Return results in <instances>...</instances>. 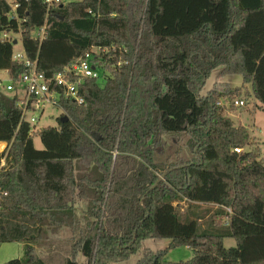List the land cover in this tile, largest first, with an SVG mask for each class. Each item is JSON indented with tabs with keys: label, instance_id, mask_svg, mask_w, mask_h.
<instances>
[{
	"label": "trees",
	"instance_id": "16d2710c",
	"mask_svg": "<svg viewBox=\"0 0 264 264\" xmlns=\"http://www.w3.org/2000/svg\"><path fill=\"white\" fill-rule=\"evenodd\" d=\"M17 2L11 25L39 72L102 48L109 75L84 82L85 105L63 102L67 122L33 135L19 96L0 88V245H25V260L6 264H48L35 245L62 234V264H123L150 239L170 245L137 264H264V160L235 153L250 134L219 105L251 93L264 112V0H61L49 14L45 0H0V71L14 81L26 68L2 31ZM216 70L242 86L202 96ZM179 247L193 259L169 262Z\"/></svg>",
	"mask_w": 264,
	"mask_h": 264
},
{
	"label": "rangeland",
	"instance_id": "374dc122",
	"mask_svg": "<svg viewBox=\"0 0 264 264\" xmlns=\"http://www.w3.org/2000/svg\"><path fill=\"white\" fill-rule=\"evenodd\" d=\"M72 0H66L69 2ZM7 26L2 31L3 38L13 46L12 60L18 54L23 53V47L21 43L20 30L19 33L14 31V26L11 25L12 21L16 23V27L20 26L19 15L15 12L11 16L6 18ZM12 26V27H11ZM35 35V34H34ZM36 36V35H35ZM14 42H17L14 45ZM6 70L0 71V78L2 80H8V77L4 74ZM102 73V71H100ZM243 78L241 76H225L221 75L220 70H216L212 73L211 77L207 81L205 88L202 91V96H206L215 86L218 88L222 85H227L230 89L239 88L242 86ZM248 92H251L250 86L246 87ZM236 101H245L247 105L243 108H238L234 105ZM220 104L226 106L227 112L226 116L232 118L236 126H244L247 128L250 134L251 144L250 146L243 149L244 152H259L261 159L264 160V112L262 111V105L257 102L251 93L243 94L241 97L235 99H222L219 101ZM63 112L60 109L48 108L39 118V123L36 126V132L39 129L47 127H58L59 119H63ZM169 149H175V145L168 141ZM34 145L38 150H43L44 147L40 141L39 136L34 137ZM177 148V146H176ZM174 152V151H172ZM173 154V153H172ZM178 156V155H177ZM177 156L174 154L170 157V162L174 161ZM178 210L181 214L185 213L187 210V203L176 204ZM62 234V233H61ZM67 234L62 235H49V239L46 241L39 242L35 245L36 254L44 259L48 264H62L65 257L68 256L69 244L72 240V235L70 234L69 240H67ZM58 240V241H57ZM67 240V241H66ZM66 243V245L64 244ZM225 248L230 249L236 247V242L234 240L228 239L224 243ZM170 245L169 240H156L150 239L144 241L141 250L133 256L128 262L123 264H137L143 256V251L146 249L151 250L154 253L168 249ZM25 245L14 243V244H2L0 245V264H6L9 261L20 259L25 260ZM194 257V252L190 248L179 247L171 249L167 253V260L172 263L188 262ZM79 264H86V260L83 256L78 258Z\"/></svg>",
	"mask_w": 264,
	"mask_h": 264
},
{
	"label": "built area",
	"instance_id": "2783aa9c",
	"mask_svg": "<svg viewBox=\"0 0 264 264\" xmlns=\"http://www.w3.org/2000/svg\"><path fill=\"white\" fill-rule=\"evenodd\" d=\"M27 1V0H25ZM61 0H45V5L50 9ZM22 8V4L17 2L12 5L13 12ZM47 34V25L37 30L36 38L42 42ZM109 52L108 49L92 48L81 58L69 64L62 72L53 77H46L38 70L37 61H29L24 54H18L15 61L24 64L26 71L21 74L18 81L11 79L9 71L4 74L8 80L0 78V88L9 94H17L20 99L19 106L23 108L22 122L29 123L32 127L31 135L36 132L39 118L42 117L46 109H60L63 112V102L70 101L78 106L85 105V99L81 96V88L86 80L101 81L109 73L105 69L104 56ZM102 71V73H100ZM219 105H223L220 104ZM234 105L243 108L247 105L245 101H236ZM7 145L0 149V154L5 152ZM235 153L242 154L243 149H235ZM7 166L6 157L0 162V170ZM0 190V202L2 198Z\"/></svg>",
	"mask_w": 264,
	"mask_h": 264
},
{
	"label": "water",
	"instance_id": "95a60500",
	"mask_svg": "<svg viewBox=\"0 0 264 264\" xmlns=\"http://www.w3.org/2000/svg\"><path fill=\"white\" fill-rule=\"evenodd\" d=\"M16 44H17V42H14V45H16ZM67 121H68V117L65 116V117L62 119V122H67ZM164 178H165V176L161 177V178L158 180L157 184H159L161 181H163Z\"/></svg>",
	"mask_w": 264,
	"mask_h": 264
},
{
	"label": "crops",
	"instance_id": "0c3cea01",
	"mask_svg": "<svg viewBox=\"0 0 264 264\" xmlns=\"http://www.w3.org/2000/svg\"><path fill=\"white\" fill-rule=\"evenodd\" d=\"M233 121H234V120H233ZM4 145H7V144H5V143H0V146L4 147Z\"/></svg>",
	"mask_w": 264,
	"mask_h": 264
},
{
	"label": "bare ground",
	"instance_id": "6f19581e",
	"mask_svg": "<svg viewBox=\"0 0 264 264\" xmlns=\"http://www.w3.org/2000/svg\"><path fill=\"white\" fill-rule=\"evenodd\" d=\"M3 148L2 146H0V149Z\"/></svg>",
	"mask_w": 264,
	"mask_h": 264
}]
</instances>
